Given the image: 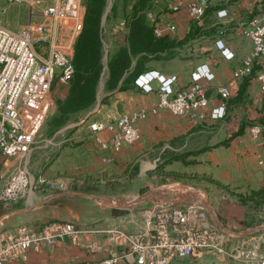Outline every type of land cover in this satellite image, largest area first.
Listing matches in <instances>:
<instances>
[{"label": "crops", "instance_id": "crops-1", "mask_svg": "<svg viewBox=\"0 0 264 264\" xmlns=\"http://www.w3.org/2000/svg\"><path fill=\"white\" fill-rule=\"evenodd\" d=\"M6 7L0 6L2 12ZM218 10H223L224 13L219 15ZM263 10L264 0H210L201 18L193 19L181 8L177 11L179 13L175 19L176 31H165L163 34L181 40L189 25L182 19H192L201 32L196 37L195 50L184 56L174 53L166 59L154 58L145 63L144 70L156 69L164 76L175 75L174 85L177 87L187 84L190 72L196 65L205 64L212 73V78L199 79L207 97L203 117L179 115L162 107L151 110L149 108L156 101V80H152L153 89L149 91H142L139 86L131 83L126 88H116L107 93L104 101L81 123L86 126H76L69 136L61 138L62 140L72 137L75 141L72 143L74 148L60 149L46 165L41 164V159L35 156L40 155V152L44 153V149L39 153L37 150L33 156L29 153L30 160L32 158L31 172L40 171L47 178H64L67 186L75 188H45L41 191L27 188L16 201L2 202L0 229L19 223L37 229L47 223H44L46 219H65L84 230L78 240H73L67 235L56 238L51 244H45L41 251L29 248L24 257L14 258L5 264H94L110 251L118 250L119 247L107 234L90 230L92 227L84 222L85 220H81L80 214L66 209L69 208L67 197L74 196L76 187L81 183L108 186L131 179L135 183L151 164L171 154H181L182 157L166 161L164 169H174L184 176H195L202 181L207 179L204 184L209 191L223 198L220 207L224 224L237 229L250 225V216L254 215L253 208L248 205L250 198L255 196V190L264 188V123L257 135L253 136L248 132L250 124L258 122L259 119L264 122V92L254 78L263 66L260 58L254 60L252 75L244 86L243 94L238 98L236 95L243 76L232 77L231 73L252 47L250 39L242 33L241 26L246 24L251 16ZM2 20L0 23L10 29H16L17 25L9 24L6 18ZM110 25L115 31V42L125 43L126 25L123 26L119 22H112ZM210 27L214 32L212 35H206ZM218 29H223V42L232 52L229 58L222 56L220 49L214 44ZM218 83L227 84L229 88L230 95L226 100H222L214 89V85ZM219 102H224L223 115L210 117L208 110ZM141 108L146 111L136 120L138 137L134 141L124 143L116 152H111L109 149L100 148L93 140L87 128L90 120L102 117L107 112L111 115L128 114ZM109 134L108 130L99 132L104 139H108ZM11 161L12 157L6 156L4 166ZM186 198L191 199L193 196L182 199ZM258 200V215L264 216V193ZM260 212L262 214H259ZM217 226L220 227L218 223ZM242 243H235L236 252L238 248L243 247ZM257 252V257H264ZM196 257H202L201 264H258L259 261V258L242 260L235 255L230 258L211 252ZM196 257L181 258L179 263L189 264L187 261ZM120 264L128 263L121 260Z\"/></svg>", "mask_w": 264, "mask_h": 264}, {"label": "built area", "instance_id": "built-area-1", "mask_svg": "<svg viewBox=\"0 0 264 264\" xmlns=\"http://www.w3.org/2000/svg\"><path fill=\"white\" fill-rule=\"evenodd\" d=\"M36 3L37 0H7L11 2ZM210 0H178L170 4L171 11L185 9L193 19H200ZM40 13L47 22L27 23L25 27L10 29L0 23V201H16L27 190L29 185L40 189L65 190L67 182L64 178H46L37 175L31 178L25 166L24 155L32 148L36 134L54 105L59 95L52 93V81L60 85L69 82L73 65L71 56L59 45L56 38L58 26L63 24L78 33L82 24V10L79 0H56L41 6ZM217 13L222 15L223 10ZM68 19V21L66 20ZM120 24L123 23L121 20ZM173 20L155 21L152 32L162 35L174 29ZM241 26V25H240ZM242 33L252 44L251 50L241 58L240 63L232 70V77L245 75L255 59L260 58L263 66L254 78L264 92V11L251 16L241 26ZM44 31V32H43ZM43 32V35L41 33ZM38 33V34H36ZM33 34H36L33 36ZM223 29L217 30L214 44L220 49L222 56L229 58L232 52L225 46ZM46 41V48L33 43ZM201 77L212 78L205 64H199L190 72L189 81L183 87L174 85L175 75L164 76L156 69L139 72L133 83L142 91L153 89L156 101L149 109L167 108L179 115L203 117V107L207 103L205 88L199 82ZM216 93L226 100L230 91L227 84L214 85ZM145 109L130 113L111 115L107 112L96 117L87 124L92 138L102 149L116 152L122 144L131 143L138 137L136 120L142 117ZM224 113V102H219L208 110L212 118ZM263 123L254 122L248 126L251 135L260 133ZM101 130L109 131V138L99 135ZM12 157L11 163L4 166V158ZM201 197L182 199L181 202H158L150 207V218L144 228H134L132 232L121 229H95L105 231L110 240L119 248L97 259L94 264H120L126 260L128 264H182L181 258L196 257L211 252L226 256H238L242 260L257 257L258 241H251L250 247L230 253L225 248L224 233L210 219ZM84 229L70 220H50L40 228H32L25 223L10 228L0 229V264L14 258H22L27 249L41 251L45 244H51L56 238L69 236L78 240ZM228 239V237H227ZM258 264H264V257Z\"/></svg>", "mask_w": 264, "mask_h": 264}, {"label": "rangeland", "instance_id": "rangeland-1", "mask_svg": "<svg viewBox=\"0 0 264 264\" xmlns=\"http://www.w3.org/2000/svg\"><path fill=\"white\" fill-rule=\"evenodd\" d=\"M54 1L56 0H37L36 3H30L29 1L8 3L7 0H0V2H2V6H7V9L3 12L0 9V15L2 16L0 17V20L3 21L2 19L6 18L9 24L15 26L17 25L16 29L25 27L28 22L42 24L47 22V19L40 13L41 6ZM85 1L86 0H79L82 16L85 10ZM173 1L178 0H149L138 11V13L140 12L139 15L141 14L140 21L149 28H152L153 23L159 20L165 21L171 19L174 23H176L175 19L179 12L171 11L170 4ZM133 2L134 0H104L103 2L99 23L101 43L100 71L95 84L94 96L89 104L74 110L61 112L59 104L67 92L69 82L62 86L56 81V79L52 81V93L56 96L60 94V96L55 99L54 105L44 118L36 134L35 142L29 151L30 156H33L34 152H37V150L38 153L40 150H45L44 153L40 152V155H35L41 159V164L46 165L50 162L60 149L74 148L72 143H75V141L72 137L62 140L61 138L63 136H69L73 129H75L76 126L81 125L83 120L93 113L100 102L104 101L106 94L116 89L113 88L114 86H109L107 83L106 61L107 58H110L119 47L124 44L126 45V41L123 44L115 42L116 39L113 38L115 31L110 28V23H117L122 20V24L125 26L133 14L131 6ZM159 17H161V19H159ZM66 20L68 21V19ZM182 21L189 23L188 27L191 24H193L192 26L196 25L195 21L192 19L188 20L184 17ZM175 27L176 25L174 26V29ZM194 28L195 29L192 30V36L185 38L186 34H184L181 40L175 39L174 36L169 35L171 40H175V42L170 44V46L165 48V50L160 52L147 51L146 53L140 51L138 53L131 54L129 66L131 67L136 60H139L145 65L149 59H166L169 55L174 53L183 54V56L193 53L197 43L196 37L201 33L200 30L196 29L197 27L194 26ZM212 29L213 28L210 27L208 32L205 34L212 35L214 32V29ZM43 32L41 35H43ZM36 34H33V36ZM78 34L79 32L73 34V31L71 29H67L63 24L58 26L56 32L57 42L59 45L63 46L65 51L71 56V61L73 60ZM206 41L207 40H204V42ZM46 44L47 43L44 40L39 44L38 42L33 43V45H35V49H38V46L45 49ZM84 126L86 125H81V127ZM29 153L24 155L25 166L29 171L30 177L35 178L40 173V175H42V172L30 171L32 158L30 160ZM171 155H168L167 157L165 156L166 158L159 161L156 160L147 170H145L144 175H141L136 179L135 183H133V179L128 182L119 181L120 183L118 184L111 183L108 186H91L81 183L78 187H76V191L74 193L75 195H69L67 197L69 200V208L66 209L80 214L79 216H82L81 220H85L84 222L89 224L92 228L103 230L107 228L114 230L121 229L129 233L132 232L134 228H144L150 218L151 211L149 209L153 204L163 201L176 204L179 203L178 201H181L182 198L190 196H193L194 198L198 196L201 197V201L204 203L202 204L203 206L205 204L209 206L210 210L207 209V211L210 219L213 222L216 220L215 223L220 225V227H216L224 233L225 248L230 250L231 254L236 252V242H243V247L241 248L245 251L249 249V243L252 240H257V251L264 256V216H259L257 210V201H259L258 199L260 196L255 195L253 198H250L248 205L253 208L252 213H254V215L250 216V225L237 229L224 224V222H222V212L220 207L223 198L218 197V194H213V192L209 191L208 187L205 186L206 184H204V181H207V179L202 181L197 179L195 176H184L174 169H164L165 163L171 159ZM69 188L75 187L68 185L65 190ZM28 189H34L36 191L42 190L38 188V186L34 185H30ZM1 214L2 213H0V215ZM259 214H262V212ZM0 218H2V216H0ZM258 226H261V228H258ZM253 227H257L258 229L247 232V229H251ZM100 232L106 235L105 231ZM250 236L253 237L250 238ZM236 238L238 241H236ZM241 239L244 241H241ZM227 257L232 258L231 256ZM201 260L202 257H196L195 259H190V261L187 262L189 264H201Z\"/></svg>", "mask_w": 264, "mask_h": 264}, {"label": "trees", "instance_id": "trees-1", "mask_svg": "<svg viewBox=\"0 0 264 264\" xmlns=\"http://www.w3.org/2000/svg\"><path fill=\"white\" fill-rule=\"evenodd\" d=\"M148 1L149 0H134L131 5L133 14L126 23V45L124 44L119 47L110 58H107V83L109 86H114L113 88L122 89L130 86L131 83H133L134 77L139 72L144 70V64L139 60H136L131 67L129 66L131 54L138 53L140 51L143 53H146L147 51L160 52L175 42V40H171L169 35L153 34L152 28L147 27L140 21L141 14L139 15L140 12L138 13V11ZM103 2L104 0L85 1L82 24L73 54L72 76L69 80L67 92L59 104L61 112H67L85 106L93 99L95 84L100 71L101 43L99 23ZM192 25L193 24L188 27L185 33V38L192 36V30L195 29L194 26L197 27V30H199L197 25ZM252 72L253 68L251 65L248 72L243 75L239 91L236 95L237 98L243 94L244 86L247 83L248 78L251 77ZM258 122L264 123L260 119ZM181 157V154H175L171 158ZM253 193L261 197L263 196L264 188L255 190ZM2 209L3 206L0 201V212ZM50 220L52 219H46L44 223Z\"/></svg>", "mask_w": 264, "mask_h": 264}, {"label": "water", "instance_id": "water-1", "mask_svg": "<svg viewBox=\"0 0 264 264\" xmlns=\"http://www.w3.org/2000/svg\"><path fill=\"white\" fill-rule=\"evenodd\" d=\"M181 201H182V200H181ZM181 201H178V202H181ZM205 206H206V208H207L208 210H210V209H209V206H207L206 204H205ZM215 222H216V220H215ZM259 227L261 228V226H258V228H259ZM258 228H257V227H253V228H251V229L249 228V229H247V232H250V231L255 230V229H258ZM263 228H264V226H263ZM240 235H241V234H240ZM238 236H239V235H238Z\"/></svg>", "mask_w": 264, "mask_h": 264}]
</instances>
